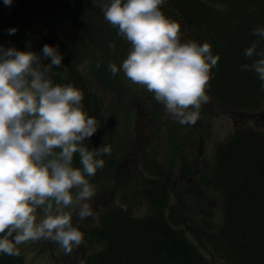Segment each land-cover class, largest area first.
I'll list each match as a JSON object with an SVG mask.
<instances>
[{
  "label": "trees",
  "instance_id": "1",
  "mask_svg": "<svg viewBox=\"0 0 264 264\" xmlns=\"http://www.w3.org/2000/svg\"><path fill=\"white\" fill-rule=\"evenodd\" d=\"M102 2L21 0L15 11L18 7L22 14L13 25L17 31L11 38V48L29 51L27 38L35 20L28 9L53 19L49 45L57 48L63 59L59 68L54 66L51 78L54 84H72L83 92L84 110L99 126L86 139V146L111 147L110 155L99 157L105 161L104 167L89 177L93 185L112 178L121 149L117 120L104 112L102 99L83 75L77 54L88 45L100 63L119 67L130 48L118 29L105 21ZM161 10L180 24L182 42H207L219 57L211 69L209 102L201 106L202 113H224L238 120L264 110V81L254 71L242 70V65L259 59L246 57L245 49L257 42L258 50L264 49V38L252 35L255 28L264 27V0H165ZM241 120L234 134L218 145L215 162L209 165L211 171L206 166L197 171L195 154L181 151L176 159L177 181L173 170L162 163L138 170L139 174L149 170L145 182L129 184L126 191L131 192L130 198L124 204L114 198L117 203L107 206L101 222L83 232L85 242L95 247L84 263L264 264V130L257 122ZM74 164L80 166L78 155ZM201 185L223 196V218L218 224L200 223L189 208L190 198L201 191ZM145 204L148 206L143 207ZM18 247V257L0 254V264H27L24 244Z\"/></svg>",
  "mask_w": 264,
  "mask_h": 264
},
{
  "label": "clouds",
  "instance_id": "2",
  "mask_svg": "<svg viewBox=\"0 0 264 264\" xmlns=\"http://www.w3.org/2000/svg\"><path fill=\"white\" fill-rule=\"evenodd\" d=\"M164 3L103 0L101 7L105 21L130 45L121 66L125 77L152 93L181 125H194L209 102L211 69L219 57L207 42H182L181 26L162 12ZM252 35L264 38V27ZM257 46L245 49L246 57L259 59L242 70L264 81V49ZM62 59L47 44L42 55L0 45V254L18 257L19 245L40 240L71 254L84 240L73 216L82 221L94 215L88 201L96 188L89 177L104 167L99 157L110 155L111 147L86 146L98 122L84 110L81 90L54 84L52 70ZM109 70L116 75L121 68L112 63ZM77 155L80 166L74 164Z\"/></svg>",
  "mask_w": 264,
  "mask_h": 264
},
{
  "label": "rangeland",
  "instance_id": "3",
  "mask_svg": "<svg viewBox=\"0 0 264 264\" xmlns=\"http://www.w3.org/2000/svg\"><path fill=\"white\" fill-rule=\"evenodd\" d=\"M13 3L14 5L11 4V7L7 8L4 0H0V45L4 48H11L13 34H10L9 30L18 24V18L22 14L18 9L21 0ZM16 6L18 7L15 11ZM3 11L9 12L10 15ZM26 12L35 20L27 38L29 51L42 55L44 45L50 44L49 30L54 26V21L41 11L35 13L28 9ZM77 59L80 61L83 75L102 99L104 112L108 117L114 115L117 120L118 143L121 149V158L112 172V178L109 180L108 177L100 185H94L96 194L88 201L94 215L82 221L73 216L74 226L82 233L98 220L101 222V214L107 206L117 203L114 198H118L120 204L130 198L131 192L126 191V188L133 184L134 180L137 183L145 182L144 175L149 170L140 174L139 171L144 170L146 166L156 168L158 163H162L166 168L173 170V178L177 181L179 166L176 159L177 153L181 151L189 153L190 156L195 154L197 171H202L204 166L211 171L213 167L210 168L209 165L215 162L218 145L234 134L236 126L243 122L241 119H246V124L257 122L264 130V110L256 116H242L241 119L235 120L224 113H202L201 109L194 125H181L166 113L162 104L155 101L152 93L125 77L122 64L119 66L121 70L113 75L109 70V63H100L98 55L88 45L78 52ZM43 63H51V58L44 59ZM122 193L124 196L120 200ZM190 200L189 208L199 216L200 223L221 222L223 196L219 191L201 185V191ZM147 206L148 204L143 205ZM142 210L146 212L144 208ZM37 212L39 219L42 213L39 209ZM24 249L27 264H85L86 257L95 251V247L88 245L85 239L68 255L63 253L59 244L47 240L25 243Z\"/></svg>",
  "mask_w": 264,
  "mask_h": 264
}]
</instances>
